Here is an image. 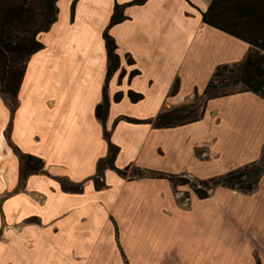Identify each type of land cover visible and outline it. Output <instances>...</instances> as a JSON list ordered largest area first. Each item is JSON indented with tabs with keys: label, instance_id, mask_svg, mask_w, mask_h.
Wrapping results in <instances>:
<instances>
[{
	"label": "crops",
	"instance_id": "1",
	"mask_svg": "<svg viewBox=\"0 0 264 264\" xmlns=\"http://www.w3.org/2000/svg\"><path fill=\"white\" fill-rule=\"evenodd\" d=\"M134 1L58 0L13 114L0 96V264H264V173L240 194L204 188L209 180L192 187L134 175L137 168L192 173L202 140H215L219 130L215 124L207 130V121L224 119L222 101L252 100L260 110L243 131L264 140V100L253 93L210 100L195 123L156 128L147 122L171 109L169 101L177 106L202 96L216 68L242 61L250 45L204 23L213 0ZM117 6L123 20L112 24ZM106 32L120 59L109 78ZM131 93L141 99L133 101ZM105 98L102 122L96 110ZM105 131L119 148L116 168L128 169V176L107 169L97 188L92 177L109 150ZM10 143L41 159L45 173L22 179ZM258 151L251 163L262 157L264 141ZM61 178L83 190L65 191ZM238 195L239 201L232 198Z\"/></svg>",
	"mask_w": 264,
	"mask_h": 264
},
{
	"label": "trees",
	"instance_id": "2",
	"mask_svg": "<svg viewBox=\"0 0 264 264\" xmlns=\"http://www.w3.org/2000/svg\"><path fill=\"white\" fill-rule=\"evenodd\" d=\"M144 1L136 0L133 3ZM57 3L58 0H0V96L12 114L19 106L18 91L29 59L44 48L38 36L49 31L57 18ZM121 20H123L121 7L117 6L112 24ZM203 21L209 26L247 42L250 49L242 61L231 65H219L197 101L166 109L156 119L147 121L156 128H174L200 121L204 117L206 105L210 100L243 93H253L264 100V0H213L207 12L203 14ZM104 37L109 61V78L119 68L120 59L114 39L108 32ZM178 91L179 82L177 81L171 94L176 95ZM130 97L133 101L141 99L140 95L133 93ZM108 108L107 98L97 107L96 114L102 122H105ZM123 119L142 123L127 117ZM105 137L109 142L108 155L99 160L97 172L92 177L97 188L104 186V172L107 169L116 171L124 178L128 176V169L120 170L115 166L119 148L109 141V132L105 131ZM12 148L22 164V179L29 174L45 173L44 162L41 159L24 154L14 146ZM251 170L253 172H250ZM263 173L264 153L258 161L202 183L210 186V189L221 186L247 193L255 188ZM134 175L138 179H168L174 183L180 181V177L175 175L140 168L135 169ZM249 176L251 180H245ZM60 181L65 191L81 192L83 190V184H74L67 178H61ZM182 184H188V182ZM194 190L201 197L207 196L201 189L194 188Z\"/></svg>",
	"mask_w": 264,
	"mask_h": 264
},
{
	"label": "rangeland",
	"instance_id": "3",
	"mask_svg": "<svg viewBox=\"0 0 264 264\" xmlns=\"http://www.w3.org/2000/svg\"><path fill=\"white\" fill-rule=\"evenodd\" d=\"M205 80L206 77L198 78V81L201 84H204ZM198 99L199 97L177 106L172 105L170 101L168 104L172 108H175L185 104H191L193 101L195 102ZM226 102L227 101H222L220 104L221 114L224 116V119L221 121L222 123L220 121L216 123L212 120L214 117H211L207 121V125L205 127L207 130H209V126L213 124L218 127L219 130L215 140H202V146L204 148H201L197 152L199 161L197 162V160H195V168H189L192 173L186 171L180 173L179 175L177 174L180 176V181L177 183L181 184V182H188L192 187H197L200 180H210L224 175L239 167H244L245 165L250 164L252 159L257 158L259 153V142L264 140H255L252 136H248L247 131L244 132L243 130H245L248 126H251L252 123L251 121L247 122V117L257 113L260 108L258 110L257 105L252 104V100L250 99V105H248L247 99H243L242 101L236 99L230 104ZM261 111L263 112L264 110ZM257 119L259 121L262 120L260 118ZM255 138L258 139L257 137ZM202 151H205L206 153H202ZM250 172L253 171L251 170ZM245 180L250 181L251 177H246ZM201 187L202 186H200V188ZM203 187L207 188L208 185H203ZM178 189L180 192H186V196L190 195L192 192V190L188 187H179ZM208 189H210V186ZM188 192L190 194H188ZM233 192H235V194L242 193V191L236 189L233 190ZM241 197L242 195H238L237 197L232 198L239 201ZM237 205H239V203H237ZM187 214L191 215V211L187 212Z\"/></svg>",
	"mask_w": 264,
	"mask_h": 264
}]
</instances>
